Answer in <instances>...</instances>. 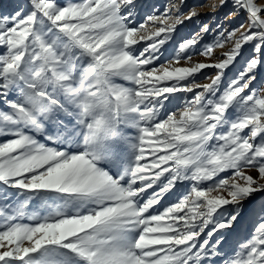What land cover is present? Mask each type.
Masks as SVG:
<instances>
[{
  "label": "snow or ice",
  "instance_id": "snow-or-ice-1",
  "mask_svg": "<svg viewBox=\"0 0 264 264\" xmlns=\"http://www.w3.org/2000/svg\"><path fill=\"white\" fill-rule=\"evenodd\" d=\"M183 7L17 0L0 12V186L53 202L24 222V206L0 191V264H264V199L244 217L264 194V95L251 87L264 65V0H232L228 17L246 24L202 25L172 55L211 58L231 42L216 62L158 65L177 25L199 16ZM206 68L215 74L198 84ZM176 93L192 95L172 110Z\"/></svg>",
  "mask_w": 264,
  "mask_h": 264
},
{
  "label": "rangeland",
  "instance_id": "rangeland-1",
  "mask_svg": "<svg viewBox=\"0 0 264 264\" xmlns=\"http://www.w3.org/2000/svg\"><path fill=\"white\" fill-rule=\"evenodd\" d=\"M17 2V0H0V12H8L11 10L12 6ZM60 3H66L67 0H59ZM141 3L145 5V12H150L153 8L158 9L159 11H163L166 6H171L172 3L179 5L181 0H141ZM190 9H194L196 12L199 13L198 17H195L191 20H184V22L180 25H177L174 38L169 41L162 49L163 55L158 62L159 64H167L168 62H172L173 67H184V66H191L196 62H203V63H214L216 60L222 57V53L228 51L233 45L231 42H227L224 46L217 47L213 50V56L211 58H206L204 56L195 54L192 55L190 61H183L181 60L180 63H175L172 61V55L174 53V49L177 46V43L183 39L188 38L192 34L200 32L202 25H208L210 28H215L217 24H223L225 28L231 30L232 28H238L241 23H247L246 16L241 13L239 16L235 17H228V13L234 11L232 7V0H227V4L224 6H220V0H184V7L182 9L183 15L187 16ZM172 14L175 16L176 12L175 9H172ZM142 18V17H141ZM183 19V17H181ZM149 29H151L152 25H146ZM213 33L209 32L203 34V42L210 43L212 39ZM146 42L142 41L139 47H143ZM201 45L196 46L195 51L198 53L200 50ZM251 46H246L243 49V55L237 60V62L231 66L223 77L222 85L226 86L227 83L235 77L239 70H242L244 57H246L250 51ZM2 51V50H0ZM215 74V70L212 68H206L202 71V73H198L195 76V80L198 84H206L210 83V78ZM120 83H125L123 81H117ZM252 88L258 89V94L264 95V65H262L258 72H257V79L251 85ZM176 99L173 101V104H169L168 108L172 110H176V106L182 108L183 98L185 96H191V93H176L174 94ZM4 106L0 104V108ZM225 129H221L220 131H224ZM247 132V130H245ZM6 138L0 136V142H3ZM41 139H43L41 137ZM43 142V140H42ZM245 173L248 175L253 176L254 178H258V171L255 169L247 168L244 169ZM232 172L228 171L225 173L219 174L220 178L231 177ZM187 183V182H185ZM0 191L6 192L9 197V206L19 207L21 204L24 206V222H30V218L36 216H46L49 214L50 209L48 205L52 204V201H47V203L43 202L40 199H28L26 195H18L17 190L13 189H3L0 186ZM152 190H147V194L144 196V199H147V195L151 194ZM183 191V188L177 189V192ZM216 193H213L215 195ZM222 195L226 196V193H221ZM176 196H166L165 199L162 201L161 205H157L156 210L160 211L163 209L164 206H167L169 202L174 201ZM262 199H264V194L257 193L254 196L253 201H249L248 205H246V211L244 217L247 216V208L250 207L253 203H259ZM4 200L0 198V206H3ZM244 217H241V221L237 223L236 227L232 230H225V240L222 245L223 251L230 253L233 247L235 246V242L238 239V234L240 236L243 235V227L242 223L244 221ZM2 222V221H0ZM207 231V230H206Z\"/></svg>",
  "mask_w": 264,
  "mask_h": 264
}]
</instances>
